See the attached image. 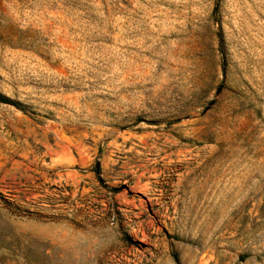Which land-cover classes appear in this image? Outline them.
<instances>
[{
    "label": "rangeland",
    "instance_id": "obj_1",
    "mask_svg": "<svg viewBox=\"0 0 264 264\" xmlns=\"http://www.w3.org/2000/svg\"><path fill=\"white\" fill-rule=\"evenodd\" d=\"M0 94V264H264V0H0Z\"/></svg>",
    "mask_w": 264,
    "mask_h": 264
},
{
    "label": "trees",
    "instance_id": "obj_2",
    "mask_svg": "<svg viewBox=\"0 0 264 264\" xmlns=\"http://www.w3.org/2000/svg\"><path fill=\"white\" fill-rule=\"evenodd\" d=\"M0 103L13 106V107H15V108H17V109H19L21 111H25V107L22 106L20 103L15 102L13 100H10V99L4 97L1 94H0ZM94 172L97 174V171L96 170H94Z\"/></svg>",
    "mask_w": 264,
    "mask_h": 264
},
{
    "label": "water",
    "instance_id": "obj_3",
    "mask_svg": "<svg viewBox=\"0 0 264 264\" xmlns=\"http://www.w3.org/2000/svg\"><path fill=\"white\" fill-rule=\"evenodd\" d=\"M98 169V168H97ZM123 189H126V186H121V187H118V188H112V190L113 191H115V192H118V191H121V190H123Z\"/></svg>",
    "mask_w": 264,
    "mask_h": 264
}]
</instances>
